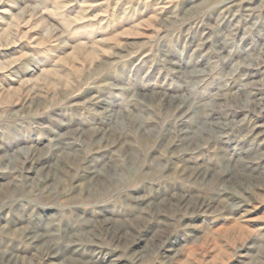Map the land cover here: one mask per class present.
<instances>
[{"label":"rangeland","instance_id":"rangeland-1","mask_svg":"<svg viewBox=\"0 0 264 264\" xmlns=\"http://www.w3.org/2000/svg\"><path fill=\"white\" fill-rule=\"evenodd\" d=\"M0 264H264V0H0Z\"/></svg>","mask_w":264,"mask_h":264}]
</instances>
